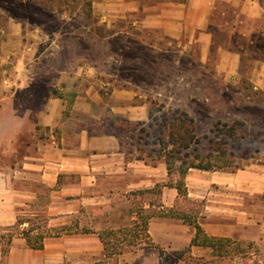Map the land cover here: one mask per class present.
Returning a JSON list of instances; mask_svg holds the SVG:
<instances>
[{"label":"rangeland","instance_id":"1","mask_svg":"<svg viewBox=\"0 0 264 264\" xmlns=\"http://www.w3.org/2000/svg\"><path fill=\"white\" fill-rule=\"evenodd\" d=\"M140 1L139 10L124 14L115 10L117 0H0V264L10 260L9 234L26 242L11 227L12 215L45 214L58 190L38 183L35 169L39 145L52 135L38 119L51 97L68 101L63 119L73 128L115 134L126 155L131 150L136 172L119 179L118 192H104L70 218L46 212L47 226L78 221L93 231L119 229L132 225L141 208H174L208 235L229 240L220 256L190 246L196 229L189 221L154 216L151 246L116 256L103 250L85 264H264V0H216L212 37L205 39L199 29L175 39L143 27L136 21L144 5L170 0ZM78 96L89 104L87 113L75 107ZM167 108L194 117L200 152L224 151L232 161L223 169H191L187 198L167 186L165 163L149 155L159 147L146 134L150 110L160 115ZM156 185L161 193H140ZM67 257L61 264H83Z\"/></svg>","mask_w":264,"mask_h":264},{"label":"crops","instance_id":"2","mask_svg":"<svg viewBox=\"0 0 264 264\" xmlns=\"http://www.w3.org/2000/svg\"><path fill=\"white\" fill-rule=\"evenodd\" d=\"M225 1L238 5L237 0ZM117 2L115 10L118 13L136 11L141 6L140 0ZM215 2L216 0H188L182 4L156 1L144 5V17L136 22L146 28L162 29L166 35L175 39L187 37L197 29L204 30L205 39L212 37L207 29ZM76 100L77 109L84 113L90 111L86 100L80 96ZM67 105L68 101L64 97H51L38 113L40 123L52 130L50 140L39 145L41 155L35 168L38 183L49 187L58 185L57 191L52 189L55 193L50 195L46 205V212L50 217L70 218L78 214L87 204L98 203L104 192H113L114 189L118 192L119 187L124 184L119 179L136 172L131 166L135 161L126 158L115 134L94 133L82 125L76 129L72 126L74 122L64 120ZM119 111L126 112L127 108ZM148 172L149 170L145 173ZM73 178L75 180L72 181ZM35 197L37 198V194ZM10 219L11 223L17 220L16 212ZM21 240L12 239L9 250L5 251L10 259L8 264H61L64 256H68L74 263L85 264L101 256L104 250L94 231L67 234L58 238L47 237L43 249H33L28 246L27 241L21 243ZM0 250L2 251L1 245ZM32 256L37 258L33 259Z\"/></svg>","mask_w":264,"mask_h":264},{"label":"trees","instance_id":"3","mask_svg":"<svg viewBox=\"0 0 264 264\" xmlns=\"http://www.w3.org/2000/svg\"><path fill=\"white\" fill-rule=\"evenodd\" d=\"M170 1L182 4L187 2V0ZM149 118H152V122L149 123V127L152 130L146 134L155 136L156 140H154V143L159 146L158 148L151 149L150 158L161 160L165 163L169 176L167 186L175 188L180 196L184 198L188 197L186 177L191 169L216 170L223 169L232 164L231 159L226 156L224 151L221 152L220 150L213 149L212 152L202 153L198 150L196 144L199 143V139L195 132V119L189 112L181 108H167L160 115H157L154 110H150ZM142 129V131H146L145 128ZM228 135L231 137L236 136L235 125L229 127ZM130 155H133L131 150L126 155V158L132 159ZM134 159L141 158L140 156H136ZM155 191L161 193V186L156 185V187L140 191V193ZM137 213L138 219L130 226L94 231L98 234L103 244L106 256H116L126 250L151 246L153 242L149 233V222L154 216L177 217L193 224L196 232L190 242V246L211 247L214 251H218V255L221 256L220 252L224 243L229 241L227 238L208 235L196 218H190L174 208L160 211L141 208ZM47 217L46 212L43 215L36 214L28 218L18 216L16 223L11 227L15 226L14 228H19L18 233L23 235L28 246L33 249H43L45 239L50 236L93 232V230H90L86 226L80 225L78 221L53 228L47 226L49 221ZM25 224L28 225L26 228H20ZM44 226L47 230H44ZM12 236V234L8 235L9 243L12 241ZM4 251L7 250L5 249Z\"/></svg>","mask_w":264,"mask_h":264}]
</instances>
